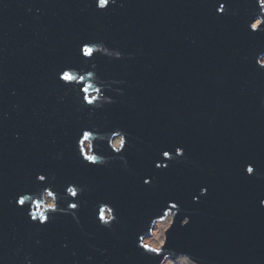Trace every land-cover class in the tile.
<instances>
[{
  "label": "water",
  "instance_id": "water-1",
  "mask_svg": "<svg viewBox=\"0 0 264 264\" xmlns=\"http://www.w3.org/2000/svg\"><path fill=\"white\" fill-rule=\"evenodd\" d=\"M217 2L115 0L100 10L96 0H0V264H264V33L247 29L255 13L264 27V10L227 0L218 15ZM88 41L90 63L78 57ZM63 67L76 77L67 87ZM85 126L98 130L88 154L108 159L96 170L76 155ZM122 138L123 158H112ZM163 145L186 155L146 189L140 176ZM37 173L60 189L84 187L75 216L66 190L24 193L37 218L51 214L46 197L57 206L46 227L16 205L17 193L40 185ZM102 199L116 209L109 228L94 217L114 214ZM167 213L159 254H146L137 233L149 237Z\"/></svg>",
  "mask_w": 264,
  "mask_h": 264
},
{
  "label": "snow or ice",
  "instance_id": "snow-or-ice-1",
  "mask_svg": "<svg viewBox=\"0 0 264 264\" xmlns=\"http://www.w3.org/2000/svg\"><path fill=\"white\" fill-rule=\"evenodd\" d=\"M113 3H115V0H111V2H110V0H96V6L100 10H106L110 6V4H113ZM252 3H254L256 5L258 11L264 10V0H252ZM226 5L228 7L227 0H218L217 4L214 5L216 13L218 15H223L227 10ZM256 14L257 13L254 14V18L256 16ZM254 18H250L249 21L247 22V29L249 31V34L250 35H256V34L264 33V27L259 26L260 25L259 20H257L256 23H252V20ZM94 43L95 42H91V41L83 42L78 47L79 60H83V57H89L90 59L86 62L90 63V62H92V60L95 59L94 49H93V47H90V45L94 44ZM81 53H82V56H81ZM120 55L121 54L119 52H115L116 58H119ZM65 67H71V65H66ZM259 67L261 69H264V64H259ZM75 79H76V77H74L70 71H65L64 67L58 73V80L63 83L64 87H67ZM80 79L83 80V77H80ZM87 91H88V89L85 88L84 92H87ZM97 91H99V89H97ZM94 100H95L94 97H90V96L85 95L82 98L81 102L85 105H93V107H96L94 105ZM108 103H111V101L109 100ZM93 130H97V129H95L93 127H89V126H85V127L80 128L79 131L77 132V135H76L75 140H74V144H75V148H76V155H77L80 163L82 164V166L88 170H96L97 168L105 165L108 162V159L105 160L102 158V156L104 154H102L101 157H98L97 155H89L85 150V147H84L85 142L90 139L91 132ZM126 135H127V133H126ZM127 146H128V139L125 141L122 138L121 149L119 150L120 154L119 155H113L112 154V158H116V157L123 158L122 153L126 150ZM185 155H186L185 149L180 145H176L173 147H167L166 145H163V146L159 147L157 150V154H156L155 158L151 162L152 163V172H146L140 176V183L142 184V186L146 189H150L156 183V175L155 174L167 172V170L172 167L173 163L179 162L181 159H183L185 157ZM165 159H167V161H168L167 163H163V161ZM162 164H163V166H162ZM243 170H244L245 174L248 176H253L256 174L255 173V166L250 162L245 163L243 165ZM36 180L40 182V185L38 187L17 193L16 198H15V203L17 206L24 208V206L26 205V200L30 199V197H27L24 195V193L27 191L38 192L40 190L48 189L47 195L49 197H52L55 192H57V191L63 192L64 190H66L67 193H69L71 195V197L74 198L71 202L67 203V208L72 210L69 212L70 214H72L73 216L76 215V213L79 211V209L81 207V202H80L79 197H81L84 193V187L80 183H78L75 180H69L66 182L64 187L62 189H60V188H57V186L54 184L47 183L48 177L45 173H37ZM207 191H208L207 187H202L200 189L201 195H206ZM198 199H199L198 197H195V200H197V202H198ZM100 201H102L105 204H111V201H109L107 199H102ZM261 203H264V201H261ZM162 204L166 207H171V208H177L179 206V208L181 209L180 202L174 198H167V199L163 200ZM111 206L112 207L110 210L114 213L111 217H106L103 213V210H101L98 218H97L96 214L94 213V217H95L96 221L98 222V225L101 228H109L111 226V224L117 219V217L115 215L116 209L112 204H111ZM37 207H39V205H37ZM47 207L51 208V210H52L51 214L45 215L43 212H40L39 218H37V213L30 212L28 208H24V210L26 211L27 216L29 217V219L31 221L38 222V226L46 227L48 224H50L52 222L54 215L57 213V206L56 205H47ZM181 221H183V226H186L190 223V219L187 217L182 218ZM175 225H176V222H175ZM175 225L171 229L169 235L172 234L173 230L175 229ZM140 240H143V237L138 232L137 233L138 247L140 249H142L146 254H152V253H157V255L159 254L158 249L152 248L148 244L139 243L138 241H140Z\"/></svg>",
  "mask_w": 264,
  "mask_h": 264
},
{
  "label": "rangeland",
  "instance_id": "rangeland-1",
  "mask_svg": "<svg viewBox=\"0 0 264 264\" xmlns=\"http://www.w3.org/2000/svg\"><path fill=\"white\" fill-rule=\"evenodd\" d=\"M84 147L86 152L89 153V145L87 142H85ZM44 204L45 206L52 205V199L46 197ZM171 221H172V215L167 213L166 216L161 221L157 222L159 224L156 227L154 226L152 230V234L149 237L145 238L148 239V242L146 244H148L152 248L158 249L160 245L163 243L164 232L169 227ZM153 232H154V236H153ZM163 264H194V263L189 261L187 258L181 257L175 260L167 259L164 261Z\"/></svg>",
  "mask_w": 264,
  "mask_h": 264
},
{
  "label": "bare ground",
  "instance_id": "bare-ground-1",
  "mask_svg": "<svg viewBox=\"0 0 264 264\" xmlns=\"http://www.w3.org/2000/svg\"><path fill=\"white\" fill-rule=\"evenodd\" d=\"M117 143H118V141L115 140V141H114L115 146H117ZM158 224H159V223H157V224L155 225V227H156ZM153 236H154V232H153ZM147 242H148V239H144V240H143V243H144V244H146Z\"/></svg>",
  "mask_w": 264,
  "mask_h": 264
},
{
  "label": "clouds",
  "instance_id": "clouds-1",
  "mask_svg": "<svg viewBox=\"0 0 264 264\" xmlns=\"http://www.w3.org/2000/svg\"><path fill=\"white\" fill-rule=\"evenodd\" d=\"M262 204H264V203H262Z\"/></svg>",
  "mask_w": 264,
  "mask_h": 264
}]
</instances>
